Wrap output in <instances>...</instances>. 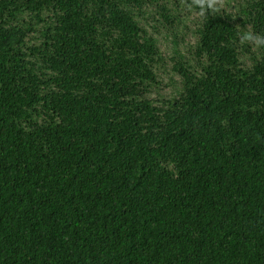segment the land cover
<instances>
[{
  "label": "trees",
  "instance_id": "16d2710c",
  "mask_svg": "<svg viewBox=\"0 0 264 264\" xmlns=\"http://www.w3.org/2000/svg\"><path fill=\"white\" fill-rule=\"evenodd\" d=\"M229 9L0 0V264H264V0Z\"/></svg>",
  "mask_w": 264,
  "mask_h": 264
},
{
  "label": "rangeland",
  "instance_id": "374dc122",
  "mask_svg": "<svg viewBox=\"0 0 264 264\" xmlns=\"http://www.w3.org/2000/svg\"><path fill=\"white\" fill-rule=\"evenodd\" d=\"M221 7L224 9H229L231 5V0H228V4H226V0H215ZM230 10V9H229ZM196 15L194 12H184L180 14V23L178 27L180 31H183V37L185 40H194V37L190 35L189 31L193 29L194 22L193 16ZM157 32L154 36L157 38V44L160 51L167 53L172 49L171 39L166 38L165 36V28H163L160 24H157ZM168 57V56H166ZM170 64L168 61H164L161 65H159V69L156 71L158 84L153 87L149 93L150 97L156 98L157 96H168L171 94L175 83L177 82V78L170 72L169 70Z\"/></svg>",
  "mask_w": 264,
  "mask_h": 264
}]
</instances>
